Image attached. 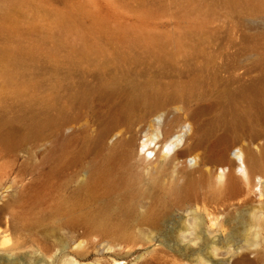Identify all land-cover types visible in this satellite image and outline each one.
Returning a JSON list of instances; mask_svg holds the SVG:
<instances>
[{
    "label": "rangeland",
    "instance_id": "374dc122",
    "mask_svg": "<svg viewBox=\"0 0 264 264\" xmlns=\"http://www.w3.org/2000/svg\"><path fill=\"white\" fill-rule=\"evenodd\" d=\"M263 180L264 0H0V264L261 263Z\"/></svg>",
    "mask_w": 264,
    "mask_h": 264
},
{
    "label": "bare ground",
    "instance_id": "6f19581e",
    "mask_svg": "<svg viewBox=\"0 0 264 264\" xmlns=\"http://www.w3.org/2000/svg\"><path fill=\"white\" fill-rule=\"evenodd\" d=\"M156 137L148 136L144 137L141 140V151L142 154L144 151L148 150V152H152V149H149L148 145L153 143ZM183 138V134H174L167 142L164 143V149L162 151V155L166 157L175 147L179 145ZM147 146V147H146ZM235 145L224 147L221 150V153L214 157H207L206 163H210V170L215 172L216 180L219 186H227L234 181L233 171H235L239 178L245 179L247 183H252L255 177V174L250 171L249 163L250 158L248 156H244L243 152L240 150V146H235V150L232 151L231 158L228 159L227 154L229 153L230 149ZM159 148H154L153 151H157ZM188 148L180 149L174 152L171 155V158L178 159L181 158V162L189 167L190 171H194L199 169L203 164H205V160H202L200 154L197 151H188ZM144 156V155H143ZM187 161V162H186ZM230 165L231 167H229ZM261 191L264 190V180L258 181ZM108 214V213H107ZM110 214V213H109ZM105 215L103 221H106L109 216L112 215ZM145 217V216H142ZM6 228H2L0 230V235L5 238L7 235ZM111 258L113 263L115 264L118 261V255L111 254ZM184 256L181 255H170L166 258H162L160 260L169 261L173 263H180L183 261ZM199 264H264V262L259 263L257 260L250 258L247 252L238 253L236 255H228V256H205L198 260ZM67 264H78L75 259H70ZM92 264V263H89Z\"/></svg>",
    "mask_w": 264,
    "mask_h": 264
}]
</instances>
